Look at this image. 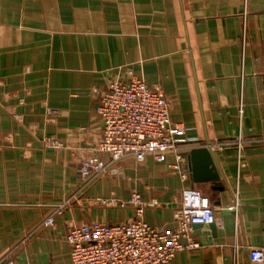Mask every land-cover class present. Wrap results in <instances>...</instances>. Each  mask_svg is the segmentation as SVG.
Segmentation results:
<instances>
[{
	"label": "crops",
	"instance_id": "1",
	"mask_svg": "<svg viewBox=\"0 0 264 264\" xmlns=\"http://www.w3.org/2000/svg\"><path fill=\"white\" fill-rule=\"evenodd\" d=\"M115 79L164 92L178 138L214 152L223 192L193 183L188 161L182 181L171 155L163 164L127 158L115 165L120 175L78 179ZM184 189L207 197L223 227L215 238L193 230L199 248L171 264H251L249 251L264 249V0H0V264H69L70 227L134 219L135 206L120 207L132 194L144 222L173 229Z\"/></svg>",
	"mask_w": 264,
	"mask_h": 264
},
{
	"label": "built area",
	"instance_id": "2",
	"mask_svg": "<svg viewBox=\"0 0 264 264\" xmlns=\"http://www.w3.org/2000/svg\"><path fill=\"white\" fill-rule=\"evenodd\" d=\"M237 109L241 118L244 109L241 97ZM96 115L102 125V135L94 154L77 166V177L81 182L120 175L115 165L127 158L136 164L147 158L163 164L167 163L169 155L173 156V162L167 164L170 171L178 174L182 181L188 179L183 166L193 147H186L184 140L178 138L183 129L172 122L169 102L160 88L149 86L140 79H115L102 93ZM49 146L57 149L61 144L52 140ZM236 146L238 151L244 146L240 136ZM68 204L69 199H66L56 205L42 225L52 228ZM126 205L136 207L134 219L112 225L93 222L70 227L65 235L69 264H171L178 252L199 248L192 236V226L214 224L217 229L223 227V222L215 218L209 199L195 189L181 191L179 207L173 215V229H156L144 222L141 219L144 204L138 194H132L128 202L120 203V207ZM232 209L237 220L236 203ZM249 260L251 264H262L264 249L252 248ZM5 264L13 262L8 259Z\"/></svg>",
	"mask_w": 264,
	"mask_h": 264
},
{
	"label": "water",
	"instance_id": "3",
	"mask_svg": "<svg viewBox=\"0 0 264 264\" xmlns=\"http://www.w3.org/2000/svg\"><path fill=\"white\" fill-rule=\"evenodd\" d=\"M187 161L190 170V179L193 183H209L212 191H224L223 186L220 185V176L216 172L215 154L210 147L191 149L187 154ZM192 230L202 237L209 235L215 238L217 235V228L214 224L194 225L192 226Z\"/></svg>",
	"mask_w": 264,
	"mask_h": 264
}]
</instances>
